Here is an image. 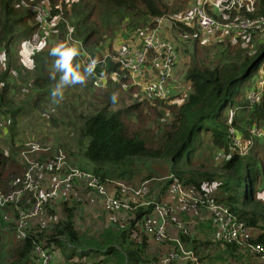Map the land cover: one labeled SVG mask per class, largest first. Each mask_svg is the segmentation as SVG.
<instances>
[{
	"label": "trees",
	"instance_id": "obj_1",
	"mask_svg": "<svg viewBox=\"0 0 264 264\" xmlns=\"http://www.w3.org/2000/svg\"><path fill=\"white\" fill-rule=\"evenodd\" d=\"M30 1L44 2L51 13L68 19L74 36L81 39L94 54L113 46L112 39H104L97 27L101 13L113 14L122 22L127 20L130 23V20L139 24L145 33L156 24V16L165 12H180L188 3V0ZM121 9L127 13L121 12ZM219 9L226 13L221 19L231 20L237 15L255 16L264 13V0H237L229 10ZM207 10L220 18L209 8ZM37 27L35 12L25 7L22 0H0V54L6 57L5 65L0 63V113L5 116H16L23 110L22 106L14 103V90L23 87L28 92L32 88H41V95L45 93L48 82L53 80L50 78L52 69L47 72L45 66L51 60V49L64 41V20H60L51 31L53 41L49 47L31 54L32 67L19 62L25 74L18 81L12 71L16 66L11 59L12 43L24 30L29 29L31 33ZM172 27H176L178 33L188 31L194 34V49L181 79L188 85L185 92L181 82L178 85L172 83L165 98L148 99L136 94L134 101L109 112L105 110L106 103L95 112L83 114L80 132L87 137L86 159L74 164L103 180L131 181L141 167L145 168L146 179L149 178L153 173L152 162L161 160L166 165L168 178L157 197L165 194L174 178L204 192L207 186H214L213 199L225 204L243 219L250 229V238L264 245V196L259 195L264 188V137L251 136L248 131L253 123L264 128V86L255 102L249 103V95L257 85L245 95L246 102L240 103L245 80L260 65L264 68V34H252L246 39L242 35L247 30H229L226 33L230 36L213 44L216 46L214 50L201 41L200 30L196 26L176 21ZM138 36L140 40L131 43ZM142 36L130 34L125 37V43L138 44ZM41 42L39 44H43ZM110 67L119 74L123 72L116 64ZM117 80L126 84L130 93L138 89L125 73L120 74ZM241 105L244 115L236 117L235 108ZM11 125L14 126L13 119L9 121L8 128L10 141L13 142L15 132L11 130ZM232 127L252 139L251 146L243 153H238L231 141ZM13 150L7 152L0 146V187H5L11 178L8 176V164L13 162L12 167L17 166L15 160L19 165L21 163L16 150ZM213 158L219 161L214 168L210 167L214 166ZM70 200L72 206L68 205ZM78 204L71 198L47 204L44 212L51 216V222L46 225L38 219L31 221L25 236L20 237V241L9 251L11 263L37 264L33 253L35 243L47 244L54 252L59 249L60 261L53 257L51 264H92L85 260L90 255L100 257L97 264L102 263L101 260L106 264H148L158 255V249H155L157 253L149 249L146 236L137 226L147 208L128 209L127 213L132 216L123 225L116 220L98 231L85 232L80 231L76 224L75 207ZM57 211L63 216L55 218ZM179 214L191 226L190 234L180 236L199 260L205 261L204 258L210 257L208 251L215 247V257L211 259L220 258L227 264H264L235 242L223 241L217 236L210 238L217 227L212 218H200V213L187 215L184 210H180ZM2 223L11 224L4 219Z\"/></svg>",
	"mask_w": 264,
	"mask_h": 264
},
{
	"label": "built area",
	"instance_id": "obj_2",
	"mask_svg": "<svg viewBox=\"0 0 264 264\" xmlns=\"http://www.w3.org/2000/svg\"><path fill=\"white\" fill-rule=\"evenodd\" d=\"M23 5L35 12L38 27L30 33V42L39 44L44 33L53 30L60 20L66 23L64 40L71 36L78 42L81 66L85 67L90 59L96 66L92 74L94 87L105 86L109 77L115 73L110 66L116 64L125 71L132 84L140 87L142 96L148 99L167 97L178 61L177 41L161 34L162 26L172 29L176 21L196 26L205 35H215L229 30H250L256 33L264 31V13L255 16L237 15L233 19H221L208 12L209 4L229 10L237 0H197L179 13L161 14L155 17L156 24L145 32L138 44L123 43L114 47L111 53L95 58L85 47L81 39L74 36L72 25L61 15L53 14L44 2L22 0ZM193 33H178V39L189 41ZM264 86V72L258 77L257 86L249 95V103L255 102ZM251 136L264 137V128L253 123L249 128ZM230 138L238 153L251 146V137H246L232 127ZM24 147L18 153L23 165L21 171L13 174L5 187H0V207L13 211V227L21 237L32 220L39 219L47 204L59 200L77 187L91 193L101 207L108 212L120 209L147 208L137 221L139 231L149 240V245L159 250L158 255L148 264H206L198 259L194 250L186 245L181 234H190V224L178 215L180 209L165 195L156 197L149 193L148 179L138 185H132L125 179H101L95 173L67 163L62 148L51 149V144L39 139L25 140ZM40 153V154H39ZM39 154V155H38ZM174 197L192 214L194 209L200 217L212 218L219 232L217 238L232 241L241 249L248 250L260 261H264V245L250 238V229L246 222L234 214L228 206L213 199L208 191H201L192 185L183 184L174 178L169 184ZM167 187V191L169 190ZM182 208V209H183ZM34 259L37 264H51L54 251L47 244L35 243Z\"/></svg>",
	"mask_w": 264,
	"mask_h": 264
},
{
	"label": "rangeland",
	"instance_id": "obj_3",
	"mask_svg": "<svg viewBox=\"0 0 264 264\" xmlns=\"http://www.w3.org/2000/svg\"><path fill=\"white\" fill-rule=\"evenodd\" d=\"M197 0H188L187 5L184 7L185 9L194 4ZM223 1V0H220ZM210 7H218L212 4H209L206 6V8ZM184 10V9H183ZM182 10V11H183ZM121 12H125L123 9L120 10ZM181 12V11H180ZM179 13V12H177ZM163 14H174L173 12H165ZM226 14V13H225ZM237 14H239L237 12ZM216 16H219L220 18L223 17V13H220L218 11ZM66 21L69 23V25H72L68 19ZM100 23H97V27L100 28L102 31V35L104 39H112L113 46L111 49H104L100 53L98 51H95V54L93 51L88 48L85 44L84 47L90 51V53L95 58L102 57L105 53H111L114 50L115 46H118L120 44L125 43V40H127L125 37L129 36L130 34L138 33V35H143L144 31L143 28L136 23H132V21L129 20L130 23H127L128 21L125 20V22L119 21V19L113 14L107 15L105 13H101V16L99 17ZM134 22V21H133ZM66 25V23H65ZM163 27V26H162ZM166 27H164L165 29ZM173 28V27H171ZM174 29V28H173ZM172 30L173 37H171L172 40L177 41V49H178V61L176 62V67L178 68V71L174 73L175 78L177 81L175 82L177 85L181 82V79L183 77L184 72L181 70L185 69V66L187 65L190 54L192 53V50L194 49V43L192 42V39L189 41H181L178 39V30L175 27V31ZM52 29L48 33H44L41 38V43L44 45V49L48 48L51 44L50 42L53 41V36L51 35ZM143 31V32H142ZM245 31V30H244ZM248 31V32H247ZM245 33H243L242 37H246L248 39V36L255 34L257 36L264 34V31L262 33L256 34L255 31L247 30ZM236 35V34H234ZM230 35L226 32L218 33L215 35H205L200 31L199 37L201 38V41L206 44L207 46H211L212 49H216V46L213 44H216L218 41H221L225 37H229ZM140 38L138 36L137 40L131 42H137ZM174 40V41H175ZM25 41L30 42V30L26 29L24 30L11 45V51L15 50V55H11V59L13 63H16L14 72L15 80L18 81L19 77L21 75L25 74L24 67L19 63L26 64L28 62H32V56L33 49L31 47L22 49V45ZM175 41V42H176ZM130 42V41H126ZM31 43V42H30ZM32 45H36L31 43ZM23 51V56H27L29 54V57L27 56L26 59L23 58L21 55ZM3 54V53H1ZM81 55L77 57V59L74 61L75 63L79 62L81 63ZM50 62L46 64L45 67H47L45 70L48 72L50 69H52V64L54 61V58H50ZM16 61V62H14ZM119 68V67H118ZM113 69V68H112ZM121 69V68H119ZM180 69V70H179ZM123 70V69H121ZM81 71L83 69L81 68ZM264 71L263 66L260 65L258 69H256L244 82V85L242 87V96L240 98V103L246 102L245 95H247L249 89L252 87L254 88L257 85L258 77L261 75V73ZM116 74H113L109 77L108 83L105 86L100 87H94L92 85V75L88 76L84 84H77L75 86L69 87V90L65 91V96L62 102L60 103H53L52 98L50 96V92L47 94H41L42 89L38 88V90L32 91V89H29L28 92L24 90H21L18 88L17 90H14V103L16 106H22L23 110L21 112H18L16 116L9 115L5 116L4 114L0 113V146L3 147L7 152L9 150H16L17 152V158L19 151L24 147L23 143L25 140H35L39 139L40 141H43L44 143L48 142L51 144V149L56 148H62L63 151L66 154L67 163L70 166L77 167L74 163H77L78 160L86 159L85 156V150L87 146V137H84L81 135L80 128L83 122V114H88L97 111L101 107L105 106L107 103L106 111H110L112 109H116L119 106H123L129 102H132L136 99V94L140 97L142 96L141 89L139 86L134 93H130V91L127 90L126 84H120L117 79L120 77V74L123 75L125 71L118 73L117 70H115ZM20 82H17V84ZM183 92H185V89H187L188 85L181 82ZM264 91V89H263ZM114 93L118 94V98L116 102L114 103L112 100V96ZM39 95V96H38ZM239 108H235V114L236 117H243L244 112L241 109L243 106H238ZM56 108V111H52V109ZM228 112V110H226ZM14 120V126H12L11 130L15 132V139H17V143L11 142V135L10 128L9 127V121L10 119ZM59 129V130H58ZM60 131V132H59ZM61 132H64V135L61 134ZM14 143V145H13ZM13 150V151H14ZM40 154V153H39ZM38 154V155H39ZM218 155V154H217ZM219 161H217L215 158H213L214 166H210L214 168L216 164ZM12 163L10 162L8 164L7 169H9L8 176L9 178L13 175L21 171L23 168V165L15 160V164L12 167ZM151 170L153 173L148 179V186H149V193L152 196H158L161 192V188L165 184V180L167 177L166 172V165L161 160H155L151 164ZM138 174L134 178L129 180L130 184L132 185H138L141 183L145 177V168L141 167L138 169ZM171 183V182H170ZM262 187V186H261ZM169 190L165 192V196L170 198L176 205L177 209L184 210L187 215H191L187 212V208L181 207L182 204L174 197L172 192ZM207 191L211 193L212 195L215 192L214 186H207ZM70 193V194H69ZM87 191H84V189H77V187H70L69 191L65 192L63 196L60 198V200L66 199H75L78 201V206L75 207V220L76 224L80 231L85 232H92V231H98L103 226H106L108 223H111L113 221H119L122 225L125 224V221L128 217L132 216L129 213H127L128 209H120L115 212H108L105 209H103L98 203V201H94L91 196H87ZM259 194H264V188L259 192ZM69 195V196H68ZM72 200L68 202L69 206H72ZM54 205H56L54 203ZM183 208V209H182ZM2 209L4 212H2ZM0 209V264H16V262L11 263V255L9 251L11 248L15 246L16 243L20 241V235L16 230L13 229V211L9 210L8 207ZM58 209V206H57ZM134 209V208H133ZM59 210V209H58ZM192 212L196 213L194 209H191ZM180 215V214H178ZM62 217L63 215L59 213L58 211L55 214L56 217ZM10 222L11 224H3L2 221ZM51 216L47 214V211L38 219L41 221V223H44L46 225H49L51 222ZM39 222V221H38ZM219 229L218 227L214 228V230L211 232L210 238L214 239L215 236L218 235ZM151 247L150 250L155 251V248H153V245H149ZM215 247L211 248L208 253H210V257L204 258L205 261H202L206 264H227L225 261H222L220 258L218 259H211L212 257H215L214 254ZM156 252V251H155ZM157 253V252H156ZM55 257L54 259L56 261H60L61 255L59 252V249L55 251ZM59 255V256H58ZM100 257L98 256H92L86 257L85 260L88 263L97 264ZM102 263L100 264H106L101 260ZM60 263V262H59ZM113 264H124L115 262ZM191 264V263H188Z\"/></svg>",
	"mask_w": 264,
	"mask_h": 264
},
{
	"label": "clouds",
	"instance_id": "obj_4",
	"mask_svg": "<svg viewBox=\"0 0 264 264\" xmlns=\"http://www.w3.org/2000/svg\"><path fill=\"white\" fill-rule=\"evenodd\" d=\"M74 31V30H70ZM31 47L33 52L41 50L44 45L36 44L32 45L30 42L25 41L22 45V49ZM80 54L78 42L73 40L71 36L67 37L64 41L57 43L50 51V55L54 57L52 64V71L50 78L55 80L56 83L50 92L53 103H60L65 96V90L71 86L77 84H84L87 77L91 76L95 70L96 61L90 59L89 63L81 71V66L78 63L74 64L76 57ZM23 56V51L21 53ZM6 57L0 54V63H3ZM33 65H29L32 67ZM57 73L59 78L57 79ZM118 98V94L114 93L112 100L115 103ZM264 196V194H259Z\"/></svg>",
	"mask_w": 264,
	"mask_h": 264
},
{
	"label": "crops",
	"instance_id": "obj_5",
	"mask_svg": "<svg viewBox=\"0 0 264 264\" xmlns=\"http://www.w3.org/2000/svg\"><path fill=\"white\" fill-rule=\"evenodd\" d=\"M224 1V0H223ZM244 0H239V2H243ZM217 9H219L218 7H210L209 8V10L211 11V12H214V13H218V10ZM219 10H221V9H219ZM220 12V11H219ZM220 13H223V15H226L225 14V12H220ZM164 27H166L165 29H164ZM170 29V27H168V26H166V25H164L163 27H162V29H161V34L163 35V36H165V37H168V38H171V37H173V33H172V30L170 31L169 30ZM12 55H15V50L13 49L12 51ZM33 52V51H32ZM28 57H29V54L27 55ZM27 56H23V58H25L26 59V57ZM27 60V59H26ZM1 65H5V61L3 62V63H1ZM26 65L27 66H29V65H32V62L31 63H29L28 64V62L26 63ZM178 67V66H177ZM177 67H175V70H174V73L175 72H177L178 71V68ZM180 70V69H179ZM13 72H14V70H12ZM184 72V70H181V72ZM14 73H16V72H14ZM174 73H173V78H172V83H175L176 81H177V79L175 78V76H174ZM59 78V73H57V79ZM118 81V80H117ZM55 83H56V81L55 80H52V81H49L48 82V84L46 85V87H45V93L47 94L48 92H50L51 90H52V88L54 87V85H55ZM172 83H171V85H172ZM176 84V83H175ZM21 90H24L25 88H23V87H19ZM33 90H35V89H33ZM32 90V91H33ZM66 90H69V88H67ZM65 90V91H66ZM52 111H56V108H54V109H52ZM59 130V129H58ZM60 132V131H59ZM61 134L62 135H64V132H61ZM15 142V144L18 142L17 141V139L14 141ZM91 196V198L94 200V201H97L95 198H93L92 197V195H91V193L90 192H88L87 193V196ZM205 212V210L204 209H201L200 210V212L199 213H204ZM201 218V217H200ZM203 219H207L206 217H202ZM147 241H148V243H149V240L147 239ZM154 248V247H153ZM149 249H151V247L149 246ZM157 249V248H156ZM55 253V252H54ZM53 257H55V254H54V256Z\"/></svg>",
	"mask_w": 264,
	"mask_h": 264
}]
</instances>
